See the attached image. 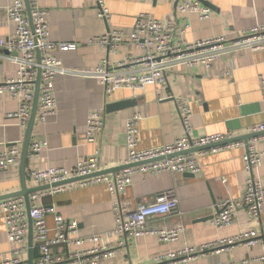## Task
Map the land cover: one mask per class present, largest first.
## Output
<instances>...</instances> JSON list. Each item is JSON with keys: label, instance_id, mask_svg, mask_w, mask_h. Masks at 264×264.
Instances as JSON below:
<instances>
[{"label": "crops", "instance_id": "crops-1", "mask_svg": "<svg viewBox=\"0 0 264 264\" xmlns=\"http://www.w3.org/2000/svg\"><path fill=\"white\" fill-rule=\"evenodd\" d=\"M181 0H105L108 10L106 20L98 16L96 0H39L46 11V22L50 39L56 43H74L76 48L52 51L62 65L69 70L91 71L107 56L104 47L92 43L91 39L120 29L125 34L132 30L138 14L149 13L162 20L173 13ZM202 3L200 0H198ZM214 8L209 18L201 20L194 13L186 17L177 16L180 25L188 27L183 35L185 42L203 40L217 36L233 39L241 31L264 25V0H204ZM9 0H0V41L5 40L14 29L7 16ZM204 4V3H202ZM205 5V4H204ZM140 50L127 42L116 53L108 55L112 61L134 57ZM222 55L210 68L196 66L175 67L166 72L167 87L157 92L153 86L133 96L130 91L118 89L110 97L105 95L104 84L95 77L59 74L54 79L57 100L55 115L40 123L35 116L30 134V143L43 146L37 155H27L25 163V185L32 187L27 176L29 170H42L49 166L71 169L78 159L99 154L102 167L121 165L127 158L125 125L134 114L138 120V148L163 147L183 136L175 100H190L193 135L203 136L231 132L240 137L249 134L252 126L264 123V101L258 76L264 74V55L259 50L241 49ZM9 53L0 47V83L13 78L16 64L7 58ZM232 56L236 66L230 78H224L222 69ZM160 95V97L158 96ZM133 99V103L111 112L106 105L116 101ZM17 101L8 94H0V151L10 145L22 150L26 129L17 126L8 113L17 109ZM102 110L103 128L92 142L86 138V121L90 111ZM258 151H264V135L255 143ZM29 149V148H28ZM245 143L207 153L198 157L199 171L192 175L176 172H135L131 182L121 193L119 200L124 213L148 203L160 192L172 190L178 198L177 210L164 216L148 218L149 229L158 230L180 226L179 239L160 242L153 234L129 238L118 248L114 257L100 264H156L155 258L180 249L202 243L228 238L240 231L255 230L264 234V206L260 216L252 219L244 209L235 212L234 221L227 227L217 229L210 219L216 205L226 199H238L245 189L244 169ZM20 161V160H19ZM254 173L264 182V156ZM21 188L20 162L0 171V195ZM105 183L76 186L69 190L43 198V203L53 206L55 212L65 220L78 222V234L87 236L105 233L103 244L117 246L118 238L109 234L115 228L113 199ZM48 235H55L52 214L45 217ZM32 242L34 233L32 229ZM26 253L28 259V230ZM84 243L82 247H88ZM12 248L5 234L3 215L0 213V261ZM53 252L65 257L63 245L53 247ZM33 264L37 249L33 246ZM264 241L253 245L235 244L216 254H206L169 264H264ZM247 262V263H245Z\"/></svg>", "mask_w": 264, "mask_h": 264}, {"label": "built area", "instance_id": "built-area-1", "mask_svg": "<svg viewBox=\"0 0 264 264\" xmlns=\"http://www.w3.org/2000/svg\"><path fill=\"white\" fill-rule=\"evenodd\" d=\"M151 2L153 0H140ZM30 7V21L27 16L24 0H9L6 12L13 23V32L3 41L0 47L4 48L7 56L16 64V74L0 83V94H8L17 103V109L8 113L9 119H14L17 126L26 129L34 100L35 81L39 75V90L36 107V118L44 123L49 116L55 115L57 100L54 92V79L59 74H75L95 77L104 84L105 95L110 97L118 89L128 90L133 96L144 91L147 86H153L159 92L166 89V72L169 69L185 66L188 68L203 66L210 68L222 55H231V52L241 49L259 50L264 55V25L251 27L241 31L233 39L225 36H217L191 42L183 41L179 35H183L188 24L180 25L177 16L186 17L194 13L199 19L210 17L212 9L200 3L198 0H181L176 4L173 13L159 20L149 13L137 15L132 30L125 34L120 29H112L100 36L93 37L92 43L104 47L107 51L99 64L91 71H74L66 69L61 60L54 56L52 51L56 48L68 51L76 48L74 43L54 42L50 39L46 22V11L40 6L39 0H28ZM98 16L106 20L108 10L105 0H96ZM127 42L135 45L140 53L134 57H126L112 61L109 54L116 53L119 47ZM229 63L222 69V76L230 78L236 63L232 56L228 57ZM261 87V99L264 101V74L258 76ZM160 97V95L158 94ZM184 134L173 142L163 147L149 149L138 148V120L137 114L126 120L125 134L127 158L121 165L124 168L118 170L114 176L102 174L76 182H70L57 186L55 183L70 178L84 177L97 171L110 169L102 167L99 163V154L84 156L78 159L71 169L65 167L49 166L42 170H29L28 178L32 187L48 185L43 190L29 194L30 217L34 233L33 246L37 249L34 264H100L104 259L114 257L118 248H121L129 238H135L143 234H153L160 242L177 241L183 230L177 226L158 230L149 229L146 225L148 218L164 216L173 213L178 207V198L172 190H166L157 194L154 200L137 206L134 210L124 213L119 197L131 182L135 172L143 173H191L199 171L198 157L207 153H215L235 145L245 143L244 169L246 172L245 189L238 199H226L216 205V211L210 222L217 229L229 226L238 209H244L248 216L257 219L264 206V182L254 173L259 166L264 151H258L255 143L261 136L248 138L247 141L235 140L231 132L214 133L203 136L193 135L191 124L190 100L177 98L175 100ZM104 124L102 110L90 111L86 121V138L92 142L95 136L102 130ZM264 132V123L254 125L249 134ZM264 135V134H263ZM209 148L181 153L190 149H197L213 145ZM42 144L32 142L29 145V156L37 155ZM166 158L167 155H172ZM21 150L15 145L4 147L0 151V171H4L20 160ZM157 157H165L148 163L134 165ZM94 183H105L108 191L115 197L113 209L115 213V228L109 234L118 238V245L103 244L105 233H97L87 236L78 234V222L65 220L55 212L53 206L43 203V198L55 193L69 190L76 186H84ZM0 213L3 215L5 234L12 245L10 252L4 256L0 264H23L22 256L26 253V234L29 227L27 209L24 198L21 196L0 200ZM52 214L54 219L55 235H48L45 217ZM264 241V234L255 230L240 231L228 238L202 243L196 246H183L176 251L162 254L155 258L156 264H169L172 261H184L199 255L216 254L226 250L235 244L253 245ZM88 243V247H82ZM63 245L67 252L65 257H60L53 252V247ZM264 262V256L260 258ZM247 263V262H245Z\"/></svg>", "mask_w": 264, "mask_h": 264}, {"label": "water", "instance_id": "water-1", "mask_svg": "<svg viewBox=\"0 0 264 264\" xmlns=\"http://www.w3.org/2000/svg\"><path fill=\"white\" fill-rule=\"evenodd\" d=\"M202 3H204L205 5L209 6L210 8H214L213 5L208 2V1H204V0H200ZM25 2V7H26V12H27V16L28 19L30 21V7L28 4V0H24ZM38 90H39V75L35 81V91H34V100H33V104H32V111H31V115H30V119L28 122V125L26 127V131H25V140H24V144L21 150V155H20V173H21V188L18 191H13L10 193H6L3 195H0V200L2 199H6V198H10V197H17V196H21L24 198L25 201V205H26V209H27V217H28V259L26 260L27 264H33V242H32V220L30 217V205H29V194L31 192L34 191H38V190H43L48 188V185H42V186H36V187H27L25 185V163L27 160V154H28V148H29V141H30V134H31V130L34 124V120H35V116H36V107H37V98H38ZM133 103V99H126V100H122V101H116V102H112L106 105V111L107 112H111L117 109H121L124 108L130 104ZM264 132H259V133H255V134H247L244 136H240V137H235L234 139H232L231 141H235V140H244L247 141L248 138L251 137H255V136H260L263 135ZM217 144H213V145H208V146H204V147H198L197 149H190L188 151H182L181 153H175V154H182V153H188V152H192V151H197V150H202V149H206L209 148L210 146H214ZM175 154L172 155H167L166 158H169L171 156H174ZM165 157H157L151 160H147V161H143L140 163H136L133 164L131 166L134 165H139V164H143V163H148V162H152V161H156V160H161L164 159ZM125 165H119L117 167H113L110 169H105L102 171H97L94 172L90 175L84 176V177H76V178H70L67 179L65 181L59 182V183H55L52 186H57V185H61V184H66V183H70V182H76L78 180L81 179H86V178H90L93 176H97V175H102V174H111L112 176H114V174L118 171L121 170L122 168H124ZM186 175H192L191 173H185Z\"/></svg>", "mask_w": 264, "mask_h": 264}]
</instances>
